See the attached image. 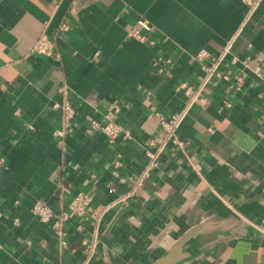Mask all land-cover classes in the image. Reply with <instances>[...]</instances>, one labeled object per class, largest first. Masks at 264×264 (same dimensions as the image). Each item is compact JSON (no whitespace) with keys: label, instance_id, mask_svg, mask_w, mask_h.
Instances as JSON below:
<instances>
[{"label":"crops","instance_id":"crops-1","mask_svg":"<svg viewBox=\"0 0 264 264\" xmlns=\"http://www.w3.org/2000/svg\"><path fill=\"white\" fill-rule=\"evenodd\" d=\"M248 14L244 0H0V264H82L94 232L90 264H157L188 233L175 264H264V0ZM136 29L156 46L130 39ZM43 34L58 59L33 52ZM229 44L222 69L245 78L241 90L213 82L179 130L197 170L168 149L136 196L113 205L141 173L146 142L161 139L151 108L182 112L177 86L204 75L196 55ZM63 103L73 126L57 137ZM115 104L133 140L112 147L89 118ZM80 192L93 196L90 213L67 224L62 245L32 209L66 210Z\"/></svg>","mask_w":264,"mask_h":264},{"label":"built area","instance_id":"built-area-1","mask_svg":"<svg viewBox=\"0 0 264 264\" xmlns=\"http://www.w3.org/2000/svg\"><path fill=\"white\" fill-rule=\"evenodd\" d=\"M244 1L248 6V15L250 16L255 7L259 4V0ZM249 16L247 17V20ZM138 26L141 30H144L147 33L153 30L152 25L147 20H139ZM61 29L66 31L68 29V26L62 25ZM140 29L130 30L128 32V37L130 39L137 40L142 44L155 47L156 41L150 39L147 35L142 34ZM230 50L231 45L229 44L224 49V52L217 57L213 58L211 54L206 50H202L196 55L195 60L202 66L204 75L195 87L188 82H183L177 86V91L184 94L187 102L186 107L182 112L170 117H166L163 114L156 112L154 108H151L160 122L161 139H149L146 142V146L144 149L146 163L141 173L128 179L131 183L130 191L126 195L118 198L113 205L126 204L129 199L136 196V194L144 186L145 182L150 177L152 172L159 168V166L161 165V158L168 149L173 148L179 150L186 157L189 166H191L195 171L197 170L198 165L196 161L189 156V147L191 143L189 141L183 140L179 136V130L189 110L192 109L193 106L200 100H202L206 88L213 82L219 80L226 81L235 85L237 90H241L242 85L245 83V78L240 75H230L222 69V65L224 64ZM33 52L47 58L58 59L60 57L59 53H57L55 50L54 43L45 34L40 37L39 41L33 48ZM163 61L165 64L170 63L169 59ZM158 64H160V62H157L156 65ZM60 91L61 93L66 94L64 88ZM204 104H208V101H205V99ZM62 109L65 114L63 120V130L56 132L57 137H61L67 132H70L73 126L72 119L75 114L73 107L69 103H63ZM120 113L121 106L115 104L108 110L107 113L103 115L101 121L89 118L91 124V132H99L103 134L107 138L109 145L112 147L120 140H133L132 132L120 123ZM1 164L2 161L0 160V165ZM121 166L122 163L119 156L115 161L114 167L115 169H119ZM93 200L94 199L91 194L80 192L70 199L66 210L60 211L53 209L44 201H38L32 209V214L41 223L49 224L53 228L55 235L59 237L61 244L67 245V224L71 220L85 218L90 213ZM109 207L110 206L102 207L97 226H99L101 218H103L107 213ZM15 223L17 224L18 220H15ZM96 236L97 234L94 232L91 239L85 238L83 240L82 243L85 247V256L82 264H90L95 257L97 251Z\"/></svg>","mask_w":264,"mask_h":264},{"label":"water","instance_id":"water-1","mask_svg":"<svg viewBox=\"0 0 264 264\" xmlns=\"http://www.w3.org/2000/svg\"><path fill=\"white\" fill-rule=\"evenodd\" d=\"M189 237V233L182 237L175 246L157 264H175L180 258L183 245Z\"/></svg>","mask_w":264,"mask_h":264}]
</instances>
